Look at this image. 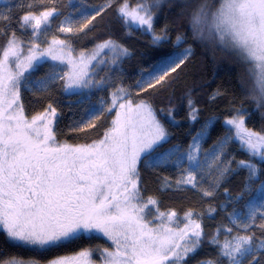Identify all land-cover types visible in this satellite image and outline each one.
<instances>
[{
	"label": "snow or ice",
	"instance_id": "snow-or-ice-1",
	"mask_svg": "<svg viewBox=\"0 0 264 264\" xmlns=\"http://www.w3.org/2000/svg\"><path fill=\"white\" fill-rule=\"evenodd\" d=\"M164 2L143 0L130 9L124 0L115 10L126 28L130 22L141 30L146 28L152 34L151 43L160 46L169 39L168 28L155 32L154 9ZM116 4L117 0H104L96 8L79 9L78 18L65 16L58 32L70 35L63 39L52 35L47 42L40 37H47L51 20L62 14L56 0H17L24 13L19 19L11 7L0 10V38L4 40L0 45V258L7 255L8 248L30 254L24 258L17 252L0 259V264H95L97 252L102 264H188L205 243L215 256H206L197 264H264V182L258 190L259 203L253 197L244 205L246 212L234 208L226 217L228 223L217 224L212 233L204 227L205 217H212L217 207L226 210L229 202L251 194L252 182L259 180L264 170L253 162L264 161V131L245 126L242 108L224 121L226 128L235 129L234 137L225 135L205 150L203 144L216 120L212 117L186 148L177 143L160 151L171 134L150 100L138 93L133 97V86L125 87L121 81L110 93V104L103 98L91 102L94 91L113 86L111 75L96 78L98 70L107 66L110 73H122V61L131 58L132 52L112 37L96 43L90 51L77 52L72 37L91 31L97 18ZM237 6L247 22L243 26L231 19ZM224 11L236 38L222 40L219 50L243 65L250 75L257 67L264 69V0H228ZM29 28L31 36L26 44L22 34ZM131 35L128 31L125 38ZM184 39L183 34L177 35L174 46ZM193 52L189 46L152 62L139 72L134 88L147 92L158 85L166 87L171 75ZM44 65L48 70L35 78ZM58 84L65 95L80 96L76 103L88 101L78 118L73 114L69 125L72 132L96 128L97 121L115 112L102 138L76 145L58 142L56 125L61 111L55 101L31 119L26 116L23 94L49 93ZM221 95L218 89L209 100ZM187 107L189 122L194 124L198 109L190 93ZM165 115L173 126L178 124L174 110ZM234 142L250 159H241L232 167L234 155L228 158V147ZM141 164L148 170L168 166L181 170L174 185L169 177H163L160 190L185 191L190 186L201 199H215L231 175L246 170L247 176L234 199L225 189L224 203L209 204L200 212L189 209L181 218L175 210L160 211L157 197L145 200ZM150 206L156 210L154 215ZM85 238L110 243L48 258Z\"/></svg>",
	"mask_w": 264,
	"mask_h": 264
},
{
	"label": "trees",
	"instance_id": "trees-1",
	"mask_svg": "<svg viewBox=\"0 0 264 264\" xmlns=\"http://www.w3.org/2000/svg\"><path fill=\"white\" fill-rule=\"evenodd\" d=\"M103 2L104 0H56V7L62 14L51 20V27L48 29L47 37L41 36L40 38L43 41L50 40L52 35H56L61 39L65 38V35L70 34L58 32L60 22L64 20L65 16L71 14L73 17L78 18L77 13L79 9L87 8L90 10L100 6ZM123 2L124 0H117L115 6L103 13L101 17H98L95 21L96 26L91 31L72 37L77 52L81 50L90 51L96 43L102 42L109 37L118 40L132 52L131 58L122 61V73L119 71L110 73L108 68H106L98 77L102 78L111 75L113 86L106 87L103 91H96L95 94H92L94 102L101 98L108 102L110 93L121 81L125 87L133 86V97L138 93L140 97L150 100L157 111L158 118L162 120L166 129L171 134L170 140L161 147L160 151H164L177 143L186 148L192 136H195L200 131L205 121L216 117L213 126L210 128V135L203 144L205 150L211 148L221 137L228 134L227 128L224 126V121L231 118L235 114V110L240 108L243 109V114L246 117V127L253 131H264V116L261 113L262 110H259V108L254 107L242 98L243 90L239 83V72L244 66L233 57L225 55L223 51L219 50V45L215 48H209L191 39L190 30L187 25L178 23L179 4H173L172 0H165L158 10L154 9L155 32L159 34L163 28L167 27L169 36V39L162 41L160 46H154L151 43L152 34L132 24L126 28L124 21L118 19L115 9L116 6ZM127 2H130L133 6H137L143 3V0H127ZM9 7L16 13L17 19H19L20 15L24 14L17 7V0H5L4 3L0 4V10H7ZM128 31H131L132 35L130 38H125V33ZM180 34H183L185 39L180 45L174 46L175 38ZM22 36L27 44L31 36V28L26 33H23ZM3 43V38H0V45ZM189 46L194 49L193 54L176 73L171 75L170 83L166 87L161 89L158 85L156 89H148L147 92L134 88L140 71L147 69L152 62L157 61L159 58L176 52H182ZM47 70V65H44L35 73V78L43 76ZM218 89L223 95L215 101H210V95ZM189 93L195 101V107L198 109L199 118L194 124H190L188 116L187 99L189 98ZM50 101H55L56 106L61 111V118L56 125L58 142L66 141L72 145L91 143L95 139L102 138L104 131L111 125L113 117L112 115H108L96 122L98 125L96 128H88L82 132L70 131L69 125L72 121L73 114L78 118L80 113L88 106V102L76 103L78 100L73 98V95H65L61 91V85L59 84L49 93L25 92L23 94V103L25 105L26 116L29 118L43 111L44 107ZM169 110H174V118L178 121L176 126L169 123L165 115ZM233 155L232 167H235L236 162L241 159H250L244 151L239 150V147L235 143H230L228 147V158L231 159ZM253 162L258 163V166H264V162L262 161L253 159ZM140 170L143 178L142 188L145 200L149 196H155L159 200L160 211L167 212L168 210H175L181 218L189 209L200 212L207 209L209 204L218 206L224 203L225 189H228L231 197L234 199L241 193L247 176V171L241 170L226 180L219 189L218 196L215 199H201L199 193L191 189L190 186H187V190L185 191H174L172 189L160 190V180L163 177H169L173 185L175 184V180L181 170L173 166L148 170L141 164ZM207 182V180L204 181L205 186ZM261 182H264V170H261L259 180L252 182L251 194L245 193L239 201L229 202L226 210H221L217 207V212L212 217H205V231L212 233L215 231L217 224L221 222L227 224L226 217L234 208L240 210L242 213L246 212L244 205L254 197L255 193H258ZM155 211V208L151 207L152 215L155 214ZM150 218L152 217L150 216ZM259 223L260 221L257 219V224ZM256 231L257 235H259L258 230ZM224 238V235L221 234L220 239L223 240ZM97 245L107 246V243L100 238H85L76 245L60 249L48 258L51 259L56 255L72 254L80 251L82 248L96 247ZM17 252H20L24 258H30L28 252L15 248L6 249L7 255L3 258H11V255ZM209 255L215 256V252L205 243L203 248L194 257L189 259L188 264H197L199 260ZM98 257L99 252L94 254L93 260L97 262Z\"/></svg>",
	"mask_w": 264,
	"mask_h": 264
},
{
	"label": "clouds",
	"instance_id": "clouds-1",
	"mask_svg": "<svg viewBox=\"0 0 264 264\" xmlns=\"http://www.w3.org/2000/svg\"><path fill=\"white\" fill-rule=\"evenodd\" d=\"M172 3L179 4L178 23L187 25L191 39L214 48L222 40L236 38L229 16L224 11L228 0H172ZM231 19L241 26L247 23L238 6L233 9ZM239 83L243 90L242 98L254 107H257L259 102V109L264 110V69L257 67L255 73L250 75L246 68L242 67Z\"/></svg>",
	"mask_w": 264,
	"mask_h": 264
},
{
	"label": "rangeland",
	"instance_id": "rangeland-1",
	"mask_svg": "<svg viewBox=\"0 0 264 264\" xmlns=\"http://www.w3.org/2000/svg\"><path fill=\"white\" fill-rule=\"evenodd\" d=\"M4 1L5 0H0V4L1 3H4ZM128 3V6H129V8L131 9V8H135L136 6H133L130 2H127ZM130 25H131V22H130ZM146 32H148L147 30H146V28L144 29ZM149 33V32H148ZM149 34H151V33H149ZM40 40L41 41H43V39H41L40 38ZM51 40V39H50ZM50 40H47V41H50ZM46 41V42H47ZM106 58V57H105ZM106 68H108L107 66H105V67H103V68H101V69H99L98 70V74H97V76H96V78L97 79H100V78H98L102 73H103V71L106 69ZM95 92L96 91H94L93 92V94H95ZM92 97H93V95L91 96V102L93 103V104H95V103H97L100 99H98L96 102H94V100L92 99ZM73 98H75V99H77V100H79L80 99V96H78V95H73ZM84 102H88L87 100H85ZM111 103V98L108 100V104H110ZM107 106V105H106ZM259 110H261V109H259ZM261 113L263 114V116H264V110H262L261 111ZM112 117L114 118L115 117V112H113L112 114ZM29 119H31V117H29ZM228 129H231V131H229ZM227 131H228V136H235V129L234 128H231V126H227ZM235 143V142H234ZM238 147H239V145H238V143H235ZM262 162H264V161H262ZM254 197L256 198V200H257V202L259 203L260 202V197H259V195H258V193L256 194L255 193V195H254ZM150 208H151V206H150ZM182 226V225H181ZM100 239H102V238H100ZM102 240H104V239H102ZM105 241V240H104ZM106 242V241H105ZM108 243H110V242H107V244ZM98 261L97 262H95V264H102V262H101V258H100V254H99V257H98V259H97Z\"/></svg>",
	"mask_w": 264,
	"mask_h": 264
}]
</instances>
